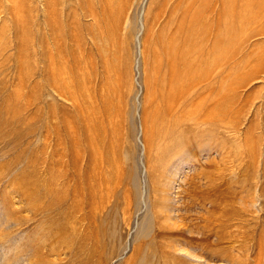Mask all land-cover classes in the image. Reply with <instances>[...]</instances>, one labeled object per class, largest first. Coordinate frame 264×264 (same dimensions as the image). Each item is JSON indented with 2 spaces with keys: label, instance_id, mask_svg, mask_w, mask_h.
<instances>
[{
  "label": "rangeland",
  "instance_id": "rangeland-1",
  "mask_svg": "<svg viewBox=\"0 0 264 264\" xmlns=\"http://www.w3.org/2000/svg\"><path fill=\"white\" fill-rule=\"evenodd\" d=\"M58 1L51 0L50 18L70 33L62 7L74 0ZM116 4L118 25L108 33H116L121 42L129 71L119 77L118 95L109 94L120 114L112 112L115 122L109 130L116 132L106 155L109 170H120L125 188L133 190L135 178L137 197L131 203L119 193L123 198L106 221L103 250L86 236L87 220L80 213L77 236L40 237L52 226L44 213L30 210L40 202L30 191L43 180V33L54 32L44 25V0H0V264H36L31 253L40 250L42 242L54 250L46 257L50 264H128L135 245L143 242L142 253L153 242L155 259L160 245L169 250L172 256L161 261L166 264H264V0H204L206 117L199 129L198 121L187 115L179 126H171L182 140L169 153L163 136L167 119L163 106L146 90L148 67L139 52L148 29L158 35L161 23H153V14L161 2ZM82 19L81 33L96 32L88 15ZM212 44L218 51L214 65ZM111 77L114 85L117 76ZM146 94L151 97L149 115L144 112ZM49 98L58 109L62 101L52 87ZM51 123L59 126L56 117ZM50 142L51 154L59 150L54 134ZM57 158L49 160L54 164Z\"/></svg>",
  "mask_w": 264,
  "mask_h": 264
},
{
  "label": "bare ground",
  "instance_id": "bare-ground-1",
  "mask_svg": "<svg viewBox=\"0 0 264 264\" xmlns=\"http://www.w3.org/2000/svg\"><path fill=\"white\" fill-rule=\"evenodd\" d=\"M158 1L161 5L157 13L153 14V23L155 25L161 23L158 35H154L148 29L142 43L143 50L139 49V52L143 53L144 64L148 67L146 73L149 77L145 76L146 90L150 91L152 98L163 106L164 118L167 119L168 127L163 136L169 144L167 148L165 147L169 153L175 150L176 146L178 148L182 140L179 132L176 135L173 131L174 126L180 125L182 117L187 115L195 118V121H198L197 129L200 128V123L205 121L206 86L203 81L206 72L209 71L206 70L209 60L205 46L204 0H150V5H158ZM56 3L60 1L56 0ZM116 5V0H74L64 5L62 9L65 8L71 29L70 33H65L60 29L58 20L50 18L51 0H44V25L47 31L54 32L43 33L44 101L41 131L44 137V172L40 186L34 184L35 191H30L33 199L40 200L38 205H30V210L44 213L46 223L52 226L46 232H41L42 239L53 236L59 240L72 235L78 221L77 214L80 213L82 219L87 220L86 236L91 237L97 248L104 250L106 234L109 231L106 221L114 214V206L123 198L119 193L124 197H130L131 203L137 197L135 178L133 190L125 188L120 170L114 166V170H109L111 161L110 156L106 155V152L112 151V138L116 132L109 130V124L113 125L115 122L112 112H115V115L120 114L116 110V105L114 106L109 99V94L118 95L119 77L129 71V62L123 57L124 48L121 42L115 36L116 33H108L118 25L119 14L115 11ZM54 11L58 15L55 8ZM87 15L92 20L90 28L94 27L96 30L86 34L88 38L81 33L85 29L82 18H87ZM135 41L139 48L141 43L138 36H135ZM217 41L218 36L215 35L213 42ZM216 48L217 46L212 44L211 63L213 58L216 60L218 54ZM122 69L126 72H122ZM112 75L117 76L114 85L110 83ZM51 87L60 102L62 101L58 109L49 98ZM117 98L119 101L121 97ZM146 102L144 112L149 115L147 107L151 106V97L147 94ZM57 113L58 116H55ZM52 117L58 119L59 126L51 123ZM144 119L146 121V116L143 121ZM120 123L119 120V123L114 124ZM171 126L173 128H170ZM52 134L55 135V143L59 145V150L50 154L48 148L51 145ZM196 148L198 149V146ZM54 157L58 158L53 164L49 159ZM54 165L61 168L56 169ZM111 174L115 176L112 177ZM111 198L113 200H110ZM30 202L33 203L31 199L28 200V203ZM123 203L124 209L127 210L128 202ZM104 204L106 209L100 213ZM74 234L76 235L75 232ZM158 234L161 232L158 231ZM152 243L148 242L147 247L151 248L147 249L146 253H142L144 242L135 245L133 252L131 251V258L129 255L128 264H166L161 261L164 257L172 256L170 251L160 245L157 249L160 252L157 255L159 258L155 259L156 249L154 250ZM48 251L54 250L47 248L46 243L42 242L40 250L31 253L36 264H50V261L46 260Z\"/></svg>",
  "mask_w": 264,
  "mask_h": 264
}]
</instances>
